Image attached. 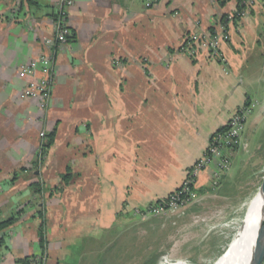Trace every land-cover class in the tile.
<instances>
[{
	"label": "crops",
	"instance_id": "obj_1",
	"mask_svg": "<svg viewBox=\"0 0 264 264\" xmlns=\"http://www.w3.org/2000/svg\"><path fill=\"white\" fill-rule=\"evenodd\" d=\"M238 1L158 0L147 7L143 0H75L73 37L56 51L44 105L21 98L33 77H19L18 69L47 52L43 40L56 34L59 0H0V112L25 128L32 152L17 180L0 183V222L18 216L0 229V264L42 251V216L46 264H65L79 242L102 241L135 209L180 186L210 137L246 102L243 76L259 40L256 22L247 16L233 31L222 47L226 62L192 58L180 47L186 34L208 30ZM52 131L55 142L36 169L41 134ZM213 168L202 172L199 187Z\"/></svg>",
	"mask_w": 264,
	"mask_h": 264
},
{
	"label": "rangeland",
	"instance_id": "obj_2",
	"mask_svg": "<svg viewBox=\"0 0 264 264\" xmlns=\"http://www.w3.org/2000/svg\"><path fill=\"white\" fill-rule=\"evenodd\" d=\"M250 3L246 15L233 24L227 43L245 17L256 22L259 40L246 57L243 76L250 104L238 107L250 112L231 167L217 179L212 178L213 168L204 191L182 208L145 218L130 215L128 222L104 232L102 241L82 240L65 264H221L229 254L244 217L241 205L258 190L264 174V0ZM10 116L0 112V183L17 180L31 164L27 132Z\"/></svg>",
	"mask_w": 264,
	"mask_h": 264
},
{
	"label": "built area",
	"instance_id": "obj_3",
	"mask_svg": "<svg viewBox=\"0 0 264 264\" xmlns=\"http://www.w3.org/2000/svg\"><path fill=\"white\" fill-rule=\"evenodd\" d=\"M147 7L153 6L158 0H143ZM251 0H243L241 5L248 7ZM75 0H59L55 18L56 34L43 40L47 52H42L38 57L22 64L18 69L19 77L25 79L33 77L25 85L21 98H34L47 105L50 100L53 82L56 51L73 37V30L69 24V11ZM21 8L13 10L16 18ZM241 18L246 15V9L237 12ZM235 20V9L216 19L208 30L192 31L184 37L180 51L186 55L197 58L205 56L213 59L224 60L222 45L227 44L231 38V28ZM247 107V106H246ZM248 108V107H247ZM250 109L242 107L234 113L226 123L227 129L214 133L200 159L188 170L180 186L162 200L156 201L144 208L135 209L134 215L143 218L158 216L167 211L177 210L190 203L195 196L202 171L213 165L212 178L221 177L232 165L233 152L239 147L240 138L244 130L246 115ZM44 133L42 132L41 135ZM47 253L40 251L31 258V264H46ZM264 264V263H263Z\"/></svg>",
	"mask_w": 264,
	"mask_h": 264
},
{
	"label": "bare ground",
	"instance_id": "obj_4",
	"mask_svg": "<svg viewBox=\"0 0 264 264\" xmlns=\"http://www.w3.org/2000/svg\"><path fill=\"white\" fill-rule=\"evenodd\" d=\"M262 205L263 193L259 189L242 203L241 211L244 217L233 239V248L229 250V254L221 264H248L260 231L263 218Z\"/></svg>",
	"mask_w": 264,
	"mask_h": 264
},
{
	"label": "trees",
	"instance_id": "obj_5",
	"mask_svg": "<svg viewBox=\"0 0 264 264\" xmlns=\"http://www.w3.org/2000/svg\"><path fill=\"white\" fill-rule=\"evenodd\" d=\"M242 1L243 0H239L237 3V7L235 8L234 24H237L238 21L241 19V16H239L237 12L243 11L244 9H247L245 4L241 5ZM218 60L223 62L220 58ZM249 102H250V99L248 97L245 105L249 106V104H250ZM225 129H227L226 124L224 126L220 127L216 132H223V131H225ZM41 138H42V140L40 141V143L38 145V150H37V153L35 155V160L33 162V166L36 169H39L41 167V165L44 163V161H45V159L49 153V149L54 144V142H55V131H52L50 133H44L43 135H41ZM25 169L26 168H23V170H25ZM61 178H62L64 183H68L69 178H70V173L66 172V173L62 174ZM13 182H14L13 180L8 181V183H13ZM32 185L34 187H38V186H40V182L39 181L33 182ZM194 190H195V192L199 193V192L204 191V188L199 187V184H198ZM52 192H53V190H51V194H52ZM17 219H18V216L13 215V216L1 221L0 222V229L11 226L12 224H14L16 222ZM41 219H42V221L39 225L38 233H39V237H40V246L42 248L41 250H42V252H45L46 251V247H45V243H46L45 220H44L43 216L41 217ZM31 258H32V256L31 257H24V258L19 260V263L20 264H31Z\"/></svg>",
	"mask_w": 264,
	"mask_h": 264
},
{
	"label": "water",
	"instance_id": "obj_6",
	"mask_svg": "<svg viewBox=\"0 0 264 264\" xmlns=\"http://www.w3.org/2000/svg\"><path fill=\"white\" fill-rule=\"evenodd\" d=\"M263 193V205L262 213L263 218L261 221L260 231L258 235L257 242L255 244L253 253L248 264H263L264 263V174L262 178L261 185L258 188Z\"/></svg>",
	"mask_w": 264,
	"mask_h": 264
}]
</instances>
